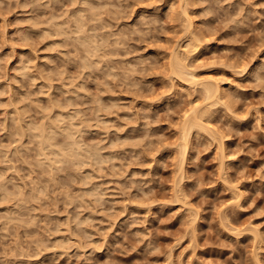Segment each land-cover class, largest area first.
Returning a JSON list of instances; mask_svg holds the SVG:
<instances>
[{
    "label": "clouds",
    "instance_id": "clouds-1",
    "mask_svg": "<svg viewBox=\"0 0 264 264\" xmlns=\"http://www.w3.org/2000/svg\"><path fill=\"white\" fill-rule=\"evenodd\" d=\"M192 9L203 11L189 15ZM257 9L264 4L256 0H0V264H149L162 254L165 264H185L189 248L193 264L196 250L210 247L229 264H264V233L239 216L254 207L242 206L240 184L255 177L245 175L243 161L229 164L259 156L245 139L264 133V60L253 59L256 49L246 63L199 56L208 37L225 30L234 38L220 43L243 44L247 33L264 47ZM197 19L203 23L194 26ZM170 33L166 47L160 41ZM193 96L203 103L171 132L177 138L160 135L157 123ZM253 109V131L235 130ZM217 116L223 134L220 124L204 122ZM232 137L239 146L225 155L223 142ZM212 144L220 146L219 167L206 180L201 157ZM164 151L174 155L158 160ZM170 168L174 181L154 174ZM256 175L264 183V165ZM219 183L232 197L223 210L220 195L205 191ZM169 205L178 207L164 219ZM181 214L179 232L162 230ZM249 234L251 245L242 242ZM167 236L175 243L162 253L159 238ZM141 250L144 260L133 256Z\"/></svg>",
    "mask_w": 264,
    "mask_h": 264
},
{
    "label": "rangeland",
    "instance_id": "rangeland-1",
    "mask_svg": "<svg viewBox=\"0 0 264 264\" xmlns=\"http://www.w3.org/2000/svg\"><path fill=\"white\" fill-rule=\"evenodd\" d=\"M170 3L171 0H168ZM257 4H264V0H256ZM203 11V9H192L191 15L193 16H199L200 13ZM257 11L260 12L262 16H264V9H257ZM15 16H11L9 19L15 20ZM194 26L200 25L203 22L200 20H194ZM262 27H264V20L261 21L260 25H257V30H260ZM12 34V30H9V35ZM174 34L170 33L168 37H162L161 38V44L165 45L166 47L169 44V41L172 40V36ZM234 33L230 30H225L224 32H220L218 35H216L214 38L212 36L208 37V43L200 49L199 56L201 61L204 60H211L213 63H215L217 60L220 63H228L231 61L232 63H236V61L239 58H244V62H247V58L249 57V50L250 49H256L257 54L253 58L256 62H259L261 60H264V47L261 46L260 38L255 36H250L247 33H242V35L246 36L243 44H227V43H220V41H227L232 40L234 38ZM7 52V49L5 50ZM16 62L13 61V64ZM254 66V65H253ZM166 70V69H164ZM211 74V75H209ZM216 76L218 78H222L225 76H228L231 78L230 73L227 71H223L220 69H213V70H207L202 69L201 75L206 76ZM227 87V85H226ZM248 99L250 101H255L259 99V95L252 96L251 94H246ZM203 101L197 96H193L191 98V103L184 105L182 108L180 105H174L172 107V111L174 112V115L168 118H164L163 122L157 123L155 126L156 130L160 135L166 136L168 139H176L177 137L173 136L171 134L172 131H175L176 128L180 125L182 121L186 120V117L188 113L196 107L197 104H202ZM199 105V106H200ZM195 106V107H194ZM192 112V111H191ZM190 112V113H191ZM260 115L261 117H264V106L260 107ZM161 116L164 117V113L161 112ZM206 119V118H205ZM207 121L204 120V122ZM256 117H255V110L253 109V114L249 119L239 127H236L233 125L234 129L241 132H251L253 131L252 125L255 124ZM208 125H210L212 128H215L216 125L220 124V118L217 116L213 120H208L206 122ZM170 126L171 127L170 129ZM261 126L264 127V121H261ZM225 127V125L220 124V130L222 133V129ZM223 134V133H222ZM257 135V141L249 142V140L246 138L245 143L249 144L250 148L256 149L259 152V156L257 159L251 163L248 164L247 161L249 157L246 155H241L239 158H237L235 161H230L229 164H231L232 167H237L241 161L245 163V166L247 167L248 171L245 173L246 176L250 175L252 177H255L254 179L248 180L245 179L241 182L240 188L242 192H247V195L244 197V199L241 201V204L243 207H247L248 204L254 202V207L249 208L247 212L239 213L240 216V222L242 224L247 223V221L251 220V224L255 226L260 233H264V216H259L257 213L264 209V183H261L259 178L257 177V173L260 170V167L264 165V133H256ZM239 146V142L235 137H232L230 139H226L223 142V150L224 154L228 155L231 154L237 147ZM220 146L216 144H212L211 149L207 151L202 157L201 160L203 162V165L201 167V171L205 173V179H209L207 173H214L217 171L219 165L218 162L215 161V157L217 156L219 152ZM247 151V149H246ZM173 153H169L167 151L162 152L160 155L157 156L158 160L166 159L170 156H173ZM192 152L189 150L188 158L191 159ZM242 170V169H241ZM193 170L188 168V166H185V172H192ZM154 174H159L165 177L166 179L175 180L176 177L173 175V169H169L167 172H164L162 169H154ZM230 175H232L230 173ZM183 187L187 190L191 187V184L187 181H185ZM206 192H209L212 198H215L217 195H220V200L222 201L220 207L221 210L224 209L225 204L223 202L230 201L232 199L231 194L224 191V185L222 183L216 184L213 186L212 189H205ZM163 198V197H161ZM194 204L197 203V200L194 198L192 201ZM176 205H169L168 208L165 210L164 216L162 218L168 219L169 216L172 215L177 210ZM207 207V206H205ZM157 210L154 208V211ZM183 214L180 216H177L175 219H172L169 221V223L165 226H162V230L168 231V232H179L180 230V224L182 220ZM208 215L206 213H201V220H207ZM149 227H152L155 222L149 219ZM205 225L197 222V230L204 228ZM223 239V237H222ZM203 242L202 240L200 241ZM231 242V241H229ZM244 243H247L251 245L252 238L249 235H246L243 238ZM175 243V237L173 236H167V237H160L159 238V245L161 246V251L163 253V249L167 246L172 245ZM190 243V241L185 240L180 248H177L173 251V258L179 256L181 251L184 250V248L187 247V245ZM233 260L239 259V256L236 254H231ZM133 256L137 259L144 260L145 254L143 250H141V253L139 256H136V254H133ZM196 256L200 257V261H207L209 264H229L227 260V256L225 253L218 251L215 247H210L206 250H196ZM262 258H264V253L261 254ZM192 257V249H188L187 251H184V261L185 264H187V261L189 258ZM126 258L122 259L121 264H127ZM200 261L193 260V264H200ZM149 264H165V256L162 254L160 256H153L150 258Z\"/></svg>",
    "mask_w": 264,
    "mask_h": 264
},
{
    "label": "bare ground",
    "instance_id": "bare-ground-1",
    "mask_svg": "<svg viewBox=\"0 0 264 264\" xmlns=\"http://www.w3.org/2000/svg\"><path fill=\"white\" fill-rule=\"evenodd\" d=\"M191 11H192V10L189 11V15H191V13H192ZM209 75H211V74H209ZM209 75H208V76L204 75V76H206V77H215V78H218V77H216V76H213V74H212V76H209ZM224 87H226V85H224ZM199 105H200V104H197L196 107L194 106L195 108H193V109L191 110L192 112L190 111L191 113H190V112L188 113V115H187L185 121H187V120L191 117V115H192L193 112L197 111V110L200 108L201 105H200V106H199ZM205 120H206V119H205ZM206 122H208V119H207V121H205V123H206ZM206 124H207V123H206ZM208 124H210V123H208ZM209 127H211V126L209 125ZM211 128H212V127H211Z\"/></svg>",
    "mask_w": 264,
    "mask_h": 264
}]
</instances>
